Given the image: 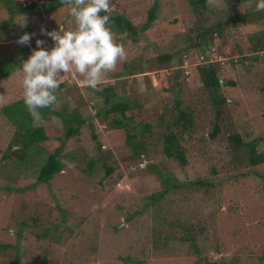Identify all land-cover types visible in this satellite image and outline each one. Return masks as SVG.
<instances>
[{
    "label": "rangeland",
    "instance_id": "374dc122",
    "mask_svg": "<svg viewBox=\"0 0 264 264\" xmlns=\"http://www.w3.org/2000/svg\"><path fill=\"white\" fill-rule=\"evenodd\" d=\"M19 1L27 6L31 1L42 4L48 0ZM155 1L159 5L156 19L144 30ZM111 2L119 3L137 33L127 36L111 22L127 57L96 86L82 83L83 77L75 71L58 75L60 83H65L56 89L57 101L52 109L69 117L77 114L91 118L98 141L92 137L90 123L82 125L80 134L66 143L61 177L50 185L37 183L47 154L31 156L29 167L21 165L19 155L4 158V153L11 150L16 128L1 109L23 98L21 62L15 56L19 36L28 27L27 32L35 33L30 44L36 45V38L41 37L45 47H52L54 42L42 36L41 29L51 31L61 24L73 28L68 12L71 4L54 14L43 9V13L33 12L30 26L21 22L9 25L13 20L7 6L4 4L3 9L0 2V58L8 59L12 76L4 79L9 83L8 92L0 83V264L15 262L19 246L22 264H195L199 255L220 264H264V180L260 176L264 177V166L256 169L257 173L249 172L255 168L236 161L229 141L234 132L262 135L264 150V50L255 51L254 43L248 44L257 32L264 31V21L251 25L237 22L236 15L253 5L238 6L232 0H206L207 8L201 6L196 16L188 0ZM229 20L235 22L227 26L223 37H214L208 45H196L200 22L214 26ZM185 37L193 43L190 52ZM243 43L248 44L245 54L238 51ZM166 54L173 55L170 63L161 60ZM258 54L260 59L250 61L249 68L230 64ZM204 64L216 67L222 85L232 80L236 83L234 88L223 90L228 102L222 107L221 133L215 139L211 133L217 110L196 77ZM109 86L115 88L117 101L129 102L134 110L138 106L150 125L144 142L139 139L148 154L134 161L125 132L111 130L105 124L107 119L104 122L93 117L104 106L98 91ZM12 89L14 96L9 95ZM176 96L182 101V110L188 108L194 118L192 130L182 138L189 159L185 169L174 166L154 148L161 132L173 129L170 123L176 115ZM164 108H168L165 114L161 113ZM47 120L59 130L65 129L63 119L55 113L48 119L36 118L34 123L43 125ZM60 144L50 143L47 150L54 151ZM17 148L21 145L13 146L12 152ZM90 160L100 164L91 177L85 170ZM101 160L115 169L113 174L107 175ZM69 163L75 167H69ZM149 166H167L179 180H200L203 184L172 189L159 201H152L149 210H143L146 197L163 192ZM23 220L29 227L20 226ZM172 221H178L177 226H172ZM182 222L193 226L200 222L206 229L197 237V252L191 242L180 239L185 236L178 227ZM45 229L49 236L38 239L37 234ZM5 245L9 248L1 247Z\"/></svg>",
    "mask_w": 264,
    "mask_h": 264
},
{
    "label": "trees",
    "instance_id": "16d2710c",
    "mask_svg": "<svg viewBox=\"0 0 264 264\" xmlns=\"http://www.w3.org/2000/svg\"><path fill=\"white\" fill-rule=\"evenodd\" d=\"M28 0H26L27 2ZM234 5H245L251 4L253 5L252 9H249L241 14L236 15V21L251 25V24H259L260 22L264 21V16L262 15L263 10L257 11L256 10V2L257 0H232ZM3 4L2 8L4 9V4L7 6V13L9 14L10 19L13 21L9 23L12 24L14 22H22L23 19L26 21V25L33 23V14L40 12L43 13L44 11H52L54 14L57 10L65 7L66 5L70 4L68 0H48L42 4L37 2H30L27 6H23V3L19 0H0ZM189 4L192 7L193 14H199L201 11V6L207 8L206 0H188ZM28 3V2H27ZM159 5L157 1L154 2L152 8L148 12V20L147 24L144 27L148 28L151 23H153L156 19L157 11ZM42 9L44 11H42ZM35 10V11H34ZM35 12V13H33ZM48 13V12H47ZM103 14V13H102ZM111 22L117 28V31L120 33L129 34L127 36H132L134 33L136 34L137 31L135 30L131 21L126 17L122 9L119 7L118 2H111V10H110ZM201 21V20H200ZM235 21H227L225 24L222 22H218L214 26H210L205 21L200 22L202 25L199 26V33L196 36V45H202V42H205L208 45V41L214 37H223L224 32L227 29V26L233 24ZM4 25V24H3ZM7 25V23L5 24ZM5 28V26H4ZM8 28V27H7ZM28 30V27H27ZM25 30V32H27ZM142 36L144 34L140 33ZM184 41L187 42L186 50L190 52L192 49L191 42L188 41V38L185 37ZM248 44L254 43L255 51L264 50V31L257 32L254 35ZM223 42V41H222ZM224 43V42H223ZM243 43V46L240 45L238 51L243 52L244 54L247 53L246 46L248 45ZM181 52V51H180ZM237 53V51L235 52ZM27 54V55H26ZM31 54L29 47H24L19 45V50L15 54L19 61L23 58H26ZM260 54L254 57H246L245 59L239 58L238 61H230V64L233 66L238 65H245V68H249L248 63L252 60L260 59ZM173 59V55H163L161 60L163 63L171 62ZM8 59H4V57L0 58V81L3 80L6 76L11 73V69L7 66ZM238 62V63H237ZM237 63V64H236ZM137 67H135L136 69ZM133 69V68H132ZM131 69V70H132ZM199 71L196 77H198L201 82V87L210 95L212 98L213 104L216 108V118H215V125L214 130L211 133V138L215 139L220 133L221 128L219 126L220 121L224 115V111L222 107L227 105L228 98L225 94H223V90L226 87L234 88L236 83L232 80L227 82L226 85H222V79L220 75H218V71L215 66L212 64L203 66H199ZM187 76V75H186ZM175 77L179 79L180 74L176 73ZM172 87V86H171ZM264 88V84L262 86ZM173 88V87H172ZM200 88V86H199ZM174 89H172L173 91ZM99 97L103 99L104 106L101 110H99L93 117L101 118L107 125V127L111 130H122L125 132L127 146L134 154H131V157L134 159L140 157L143 153H147V147L142 144L141 141L144 142L146 133L149 132L150 125L144 120L141 116L140 110H138V106L134 110V107L129 104V102L125 100L117 101L115 88L112 86L106 87L103 91H98ZM264 95V91L262 92ZM57 95V94H56ZM5 99V98H4ZM57 101V100H56ZM176 105L174 106V111L176 113L175 117L172 119L170 123V128L178 129L179 133H176L173 129L166 130L161 132V137H159L157 143L155 144L154 148L163 153L167 159H170L174 166H177L181 169H185L186 166L189 164V159L187 156V147L184 144L183 135L186 134L188 131L192 130V126H194V118L192 113L186 108L187 110H182V101L175 97ZM54 104V103H53ZM52 104V105H53ZM52 105L49 107L40 109L41 118L48 119V116L52 113L57 114L60 116L64 121L65 129L59 130L58 127L54 125L50 120H47L46 124L43 125H36L34 122L36 118H34L27 109V106L24 104L23 98L16 99L15 102H12L9 105H6L1 109V113L15 126L16 131L15 135L12 138L13 144L9 147L11 150L6 151L4 153L5 159H11L15 155H19V159L21 160V165L24 167H29L31 163V156H36L37 154H47L48 158L45 161V164L41 167L39 174L37 176V183L38 184H45L50 185L54 181L58 180L61 177L64 165V156L63 151L66 146V143L72 139L73 137L80 134V130L82 125L90 123L92 129V137L94 141H98L97 135L94 131V125L91 123V118H80L76 115L73 116H66L60 112H54L52 110ZM168 110V108H164L161 110V113H164ZM133 111L131 116H128V112ZM160 113V114H161ZM137 118V119H136ZM264 118V115H263ZM138 122H137V121ZM90 121V122H88ZM110 121L111 123H109ZM217 122V123H216ZM63 136V137H62ZM141 141H140V140ZM60 141L61 144L58 146L54 151H48L47 147L50 143ZM229 141L231 146L236 154L234 158L236 161H239L245 164V167L255 168V170H251L249 172L257 173V170L260 167L264 166V150L261 149L262 143V135H254L249 134V136H244L239 132L231 133L229 136ZM48 143V144H47ZM47 144V147L45 146ZM21 145V148L15 149L12 152L13 146ZM100 147V145H99ZM101 148V147H100ZM142 148L143 151L141 150ZM135 157V158H134ZM68 158V156H67ZM99 162L94 160H90L85 165V170L87 169L88 176H93L96 173V168L99 167ZM101 167L105 169L108 176L113 174L114 168L109 166L107 163L101 160ZM152 172L157 176L160 181L161 187L163 188V192L157 194H153L149 197L145 198V204L143 210H149L150 206L153 205L152 201H159L162 199L168 192L172 191V189H185L189 186H192L194 183L203 184L202 181L182 179L179 180L174 170L168 168L167 166L163 167H154L149 166ZM257 169V170H256ZM248 172V173H249ZM245 175V174H244ZM262 179L264 177L260 174ZM196 185V184H194ZM178 221H172V226H177ZM21 227L27 228L29 227L28 222L23 220L20 223ZM182 229L183 234L180 239L182 241L191 242V245L195 247L196 252L198 251V247L196 245L197 237L199 235L205 234L206 229L201 226L200 222L196 225L191 223L182 222L179 226ZM198 228V229H196ZM23 230L19 231V238H21ZM49 230L45 229L42 233H38V239L47 238L49 236ZM196 233L198 235L196 236ZM56 239V238H54ZM57 241V240H55ZM3 248H9V245L1 246ZM18 254L16 257L15 262L12 264H22L21 260V253H20V246L18 247ZM195 264H220L218 261H213L210 258H203L199 255ZM222 264V263H221ZM224 264V263H223Z\"/></svg>",
    "mask_w": 264,
    "mask_h": 264
},
{
    "label": "clouds",
    "instance_id": "9594fccd",
    "mask_svg": "<svg viewBox=\"0 0 264 264\" xmlns=\"http://www.w3.org/2000/svg\"><path fill=\"white\" fill-rule=\"evenodd\" d=\"M68 2L72 18L69 23L74 21L75 26L65 28L61 24L55 30L41 29L42 36H48L54 42L52 47H45L46 41L41 37L35 40L37 47L30 44L35 35L30 32H24L17 41L23 48L29 47L31 52L20 61L23 74L20 91L23 89L24 104L34 118H40V109L56 102V89L63 88L65 83L57 79L60 73L75 71L83 77L82 83L96 86L127 57L124 43L116 39L111 27V0ZM256 10H264V0H257ZM21 24L26 25L25 19ZM4 79L0 83L7 87L9 83ZM9 89L7 87V92ZM13 93V89L9 91V95L14 96ZM69 167H75V164L69 163Z\"/></svg>",
    "mask_w": 264,
    "mask_h": 264
}]
</instances>
